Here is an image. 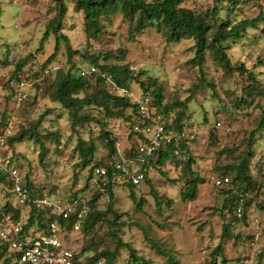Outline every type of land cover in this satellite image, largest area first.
<instances>
[{"label":"rangeland","instance_id":"obj_1","mask_svg":"<svg viewBox=\"0 0 264 264\" xmlns=\"http://www.w3.org/2000/svg\"><path fill=\"white\" fill-rule=\"evenodd\" d=\"M219 1L235 6L230 16L233 21L264 12V0H231L236 4H230L229 0H187L185 5L202 11ZM64 2L67 12L58 28L69 37L73 49L83 55L76 54L70 59L62 42L60 50L49 59L55 52V36L51 33L47 40L42 41V38L48 23L58 14L56 2L0 0V134L10 125L12 134L9 138L23 128L34 132L32 139L14 145L8 143V146L35 189L53 197L83 195L90 201L99 195L95 203H90L92 211L106 213L93 227L89 216L79 230L69 227L60 236L64 246L74 250L81 258V264H92L91 258L102 250L114 251L120 239L130 243L137 249V255L144 258L139 264H174L173 260L181 264H236L246 255L254 257V264H264V129L250 140L264 112V95H246L243 88L251 80L247 73L235 67L243 63L253 70L259 80L257 90L264 91V64H261L264 61V34L260 31L264 24L259 29H248L244 39L227 49L234 68L233 76L226 80L223 67L209 56L203 66L204 73L188 64L194 56L193 40L168 43L155 28L131 36L129 23L121 12L103 17V32L96 38H89L84 13L75 11V2ZM92 56L99 58L102 65L120 64L133 69L135 78L139 77V81H130L135 88L141 82L152 84L151 90L160 87L161 104L155 98L153 107H158L162 113L166 106L171 113L165 117L168 122L182 114L185 138L190 142L187 155L195 159V173L188 172V176L204 180L199 183L194 199L181 198V192L187 191L182 179L176 184L171 182L183 173L186 159L180 150L173 162L161 167L153 165L150 181L133 189L126 185L116 186L112 201L108 191L92 181V165L112 158L97 119L107 122L106 128L114 142L122 144L121 151L136 143L130 135V118L135 114L133 108L127 109L129 118H105L97 109L86 106L80 112H88L94 119L74 124L69 110L54 101L52 85L57 71L73 72L78 66L90 64ZM26 57L28 60L23 68L30 83V100L18 106L8 79ZM96 80V75L89 78L88 92L98 88ZM198 84L203 85L202 88L199 89ZM209 84H214L215 88ZM84 95V92L80 94ZM177 101L188 103L184 107L176 106ZM190 134L195 137L190 138ZM79 138L96 144L89 165L81 164L77 151ZM233 146L237 148L225 149ZM245 158H248L252 180L250 192L253 194L245 210L246 223L235 220V214L229 212L233 204L224 205L229 193L215 184L216 178L227 174L236 189L244 190L246 183L235 179L236 171L227 169L225 173L224 168L238 166ZM161 170L168 175H162ZM150 184L159 195L166 196L164 191H167L172 198H165L161 209L150 193ZM132 190L139 205L130 195ZM7 201L17 204L7 181L0 182V205ZM110 205L112 209H109ZM28 211L29 208L24 206L23 221L27 220ZM116 217L117 223L114 222ZM225 225H228L229 235L222 240ZM199 226H202L201 231ZM220 242L222 251L215 253ZM118 252L115 264H136L126 247H119ZM9 257L13 259L9 253L0 254V264H5ZM99 261L108 264L103 257L97 264Z\"/></svg>","mask_w":264,"mask_h":264},{"label":"trees","instance_id":"obj_2","mask_svg":"<svg viewBox=\"0 0 264 264\" xmlns=\"http://www.w3.org/2000/svg\"><path fill=\"white\" fill-rule=\"evenodd\" d=\"M56 2V7L58 9V14L53 17L47 25V30L42 38V41L47 40L51 33L55 36V52L49 57L53 58L55 54L60 50V45L62 42L65 44V49L68 54V57L71 59L76 54H82L79 50H74L70 44L69 37L62 33L58 26L61 25L62 18L65 16L67 12V5L65 4V0H54ZM75 2V11L84 13V24L86 29L87 37L89 38H96L103 32L102 27V18L108 16L110 14H116L118 12L122 13L123 18H125L129 23V31L130 35L134 36L136 32H142L149 28H155V30L162 35L166 39L168 43L171 42H181L182 40H193L194 41V56L188 60V64L192 68H198L200 73L203 72V66L207 62V57L209 56L215 64L221 65L224 70V79H230L233 76V68L234 65L232 64L227 49L230 48L231 45L237 44L239 41L244 39L248 34V29H259L261 24H264V12H259L258 15L255 17H247L244 19L233 21L230 17L233 12V7L223 4L222 2L216 3L213 7H209L206 10H197L195 8H190L185 5L187 0H71ZM230 4H236L235 1L229 0ZM233 8V9H232ZM232 9V10H231ZM224 12V13H223ZM264 34V26L260 30ZM92 65H95L101 73H108L113 76V79L123 88H128L135 90L138 94L149 92L152 96L151 100V107L153 111L157 114L161 115L163 121L166 124V128L174 134L175 138L171 143L164 145L158 152H156L152 157L146 159L145 164H141L137 160L139 146L141 143L146 141L145 135L140 132H136L134 130V124L136 123L135 115V104L132 102L130 97L128 96H120L117 94H113L107 88L103 78L101 76H97L96 82L98 83V88L93 90L92 92H88V88L90 86L89 78L91 76H79L77 74L78 66L73 72L65 71V70H58L53 81V91H54V101L59 102L64 108L68 109L71 114V119L73 123H88L94 117L91 116L88 112L81 113L80 109L91 106L94 109H97L105 118L111 117H127V109L133 108L135 114L131 119V133L130 135L135 138V144L131 145L125 151H121L119 153L117 148V142H114L112 136L109 134L107 130V122H102L100 119L96 121L100 123L101 129V136L106 140V145L110 150L109 155L112 156L109 161L105 162H97L92 165V171L95 166H105L108 168L109 171V184L102 188L107 190L109 193V199L115 197V182L113 181V175L115 173V162L120 159V155L122 154L127 159H133L134 165L144 173L145 178L144 181L141 183L143 184L146 181H150V171L154 164H158L159 167L167 164L168 162H173L176 158V152L180 150V152L185 157V163L183 167V173L181 176L175 179H171L173 184H176L179 179H182L183 185L186 187L187 191L181 192V198H187L188 196L192 199L196 196V190L199 183L204 182L203 179L195 177L189 178L188 172L195 173L193 169V164H195V159L193 156L187 155V147L190 143L185 138V127L183 119L184 117L180 114L179 118H174L172 122H168L165 118L171 113H168L167 107L165 106V111L161 113L158 109H154L153 107V100L157 98V103L161 104L162 96L161 92L162 89L160 87H156L154 90H151V85H145L143 82L139 83L138 87L135 88L131 86L132 80H138L134 76V70L130 69L125 65L120 64H107L102 65L99 63V58L92 56L91 57ZM28 57L24 60L20 61L15 69V72L12 76L8 79L13 78L18 72L25 71L23 66L27 62ZM264 64V61L261 62ZM235 67L238 71L242 73H247L248 78L251 80V83L247 84L243 88V92L248 96H253L255 94L264 95V91L257 90L256 83L259 82L256 73L253 70H249L243 63L236 64ZM46 71V69L44 70ZM228 72H230L228 74ZM45 73V72H44ZM140 74H144L141 72ZM154 84V83H153ZM203 85H197L200 89ZM210 87L215 88L214 84H209ZM10 88V87H9ZM11 91V90H10ZM84 92V96H80V94ZM187 101H177L176 106H186ZM129 119V120H130ZM264 129V112L262 114L261 120L251 133L250 140L256 135V133L260 132ZM3 132V131H2ZM34 132L31 133V130L27 128H23L18 134L8 137L7 143L14 145V143L22 142L27 139H32ZM190 138H194V134L189 135ZM252 143V142H251ZM9 145V144H8ZM236 146L233 147H225L226 150L232 151L236 149ZM77 151L80 154L81 164L82 165H89L92 162V158L96 151V144L94 142H88L83 138H79L77 143ZM114 156V157H113ZM248 158H245L241 161V164L238 166L232 165L228 168H224L225 173L228 170H235V179L242 180V182L246 183V187L244 190L236 189L233 183V180L230 178L229 175L223 174L218 178L228 177L230 182L228 185H219L215 184L219 187L225 188L226 192L230 195L226 202L225 206L229 203L233 204V207L229 209L230 213L235 214V220H241L246 223L247 216H246V206L248 205V201L253 197L252 192H250L252 187V180L251 176L248 172ZM20 167V166H19ZM162 175H168V172L165 170H161ZM6 179V180H5ZM217 179V178H216ZM215 179V180H216ZM27 184L32 192L36 193H44L46 191H39L35 189L34 184L29 181L27 178ZM7 181V185L12 187L11 180L7 173L0 171V182ZM152 180H151V182ZM140 184V185H141ZM151 185L150 193L152 194L156 206L161 209L162 202L165 198L169 197V193L164 191L166 196H161L158 194L156 189ZM134 186L132 184H127L126 186L129 188H136L139 187ZM101 188V187H100ZM169 188V187H167ZM189 192V193H188ZM73 195V196H77ZM131 197L133 200L137 202L135 191L132 190ZM100 196L97 195L95 199L91 201L88 199V203H95L96 200ZM172 199V198H170ZM144 201V200H143ZM146 201V200H145ZM139 205V203H138ZM6 207L13 211L17 218L21 217V207H14L10 202L6 204ZM239 207L241 209L239 210ZM109 209H112V206H109ZM38 212V213H36ZM239 213L241 215H239ZM106 213L104 211L93 210L90 205V212L88 216L91 218V227L95 226L98 221L102 219ZM87 216V217H88ZM116 216H118L116 214ZM86 217V219H87ZM117 218L114 219V222L117 223ZM85 219V220H86ZM84 220V222H85ZM83 222V223H84ZM64 224L66 232L68 228H73V222L62 220ZM82 223V224H83ZM81 224V226H82ZM233 224H235L233 222ZM41 227L42 230L46 229L47 222L44 217V212H39L35 208L30 210L29 218L25 224V229L29 230L33 227ZM81 228V227H80ZM79 228V229H80ZM78 229V230H79ZM198 229L201 231L202 226H199ZM77 230V229H76ZM229 235L228 225H225L222 230V240ZM151 242L156 245L157 243L150 239ZM126 247L130 252V257L132 260L139 264L140 260L144 258L137 255V249L134 248L130 243L123 242L121 239L119 240V245L117 249L114 251L109 250H102L101 252L97 253L93 256L90 260V263L97 264L99 258L103 257L107 260L108 264H115L114 259L118 255V248L119 247ZM222 251V242L218 244L217 248L215 249V253ZM6 252L5 249L0 248V254L4 255ZM13 259L6 258L5 264H19L18 262H14V256L12 255ZM252 257V255H246L241 257ZM76 258L81 260L80 257L76 254ZM12 260V262L9 261ZM238 261V260H237ZM146 263V261H145ZM174 264H181L177 260H173ZM81 264V263H80ZM233 264V263H232Z\"/></svg>","mask_w":264,"mask_h":264},{"label":"built area","instance_id":"obj_3","mask_svg":"<svg viewBox=\"0 0 264 264\" xmlns=\"http://www.w3.org/2000/svg\"><path fill=\"white\" fill-rule=\"evenodd\" d=\"M79 76H101L113 94L128 96L135 104L134 130L147 138L139 146L137 160L145 164L146 159L152 157L164 145L171 143L175 138L167 128L161 115L151 107L152 96L149 92L138 94L135 90L121 87L108 73L101 71L92 64L78 69ZM9 87L15 103L20 106L30 100L28 74L18 72L9 80ZM12 134L11 125L0 134V171L8 174L12 187L10 192L17 198L16 207L35 208L44 212L47 222L46 229L26 230L21 217L17 218L13 211L5 205H0V248L14 256V262L19 264H80L74 250L66 247L60 238L65 233L62 220L73 222V228L79 229L90 212L88 199L83 195L69 198L55 196L48 192L42 194L32 192L27 184L26 176L16 162V158L9 149L7 138ZM122 144L117 141V148L121 152ZM114 164L113 181L117 186L132 184L140 185L145 178L140 168L134 165L133 159H127L122 154ZM92 181L101 188L109 184V171L105 166H95L92 171ZM219 185H228V177L217 178ZM241 207H239V210ZM239 215H241L239 213ZM101 264V261L98 262ZM236 264H254V257L239 259Z\"/></svg>","mask_w":264,"mask_h":264},{"label":"crops","instance_id":"obj_4","mask_svg":"<svg viewBox=\"0 0 264 264\" xmlns=\"http://www.w3.org/2000/svg\"><path fill=\"white\" fill-rule=\"evenodd\" d=\"M11 153H12V151H11ZM4 195H6V194H4ZM8 202H9V201H7V203H8ZM7 203H6V204H7ZM23 208H24V207H21V219H22ZM30 210H31V209L29 208L27 220H28L29 215H30ZM27 220L24 221V222H27ZM33 229H34V230H42L41 227H37V226H36V227L34 226Z\"/></svg>","mask_w":264,"mask_h":264}]
</instances>
